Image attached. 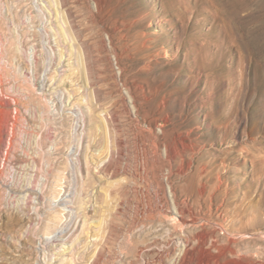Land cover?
<instances>
[{
	"label": "rangeland",
	"instance_id": "rangeland-1",
	"mask_svg": "<svg viewBox=\"0 0 264 264\" xmlns=\"http://www.w3.org/2000/svg\"><path fill=\"white\" fill-rule=\"evenodd\" d=\"M187 243L264 264V0H0V264Z\"/></svg>",
	"mask_w": 264,
	"mask_h": 264
},
{
	"label": "bare ground",
	"instance_id": "bare-ground-1",
	"mask_svg": "<svg viewBox=\"0 0 264 264\" xmlns=\"http://www.w3.org/2000/svg\"><path fill=\"white\" fill-rule=\"evenodd\" d=\"M224 41V40H223ZM223 50V49H222ZM186 190V189H185ZM202 192V191H201ZM175 204V203H174ZM187 204V203H186ZM185 204V202H180V203H178L177 204V206H178V209L181 211V213H183V214H190V210H188L187 208H186V205ZM197 210V209H196ZM187 222H189L190 223V221H187V219H183V224L184 225H186V226H188V224L189 223H187ZM140 224V223H139ZM191 224V223H190ZM195 225V224H194ZM136 230V229H135ZM174 234V233H173ZM198 235V234H197ZM200 237V236H199ZM205 237V236H204ZM47 240V239H46ZM206 242V241H205ZM128 243H130V242H128ZM186 246H184L185 248L183 249V252L181 251V253L182 254H180V256L177 258V261H176V263L175 264H188L189 263V261L191 260H194V259H192L194 256V253L192 252V250H191V244H189V243H187V244H185ZM214 245V244H213ZM196 248V247H195ZM177 249V248H176ZM205 249V248H204ZM195 252V251H194ZM200 252V251H199ZM134 253V252H133ZM201 253H205V252H201ZM198 254V253H197ZM233 254V253H232ZM199 255V254H198ZM205 255V254H204ZM206 256V255H205ZM213 257V256H212ZM218 257V256H217ZM197 258H198V256H197ZM200 259V263H206V262H211V261H207V260H205L204 258H202V257H200L199 258ZM212 260V259H211ZM198 262V261H197ZM217 262V261H216ZM209 264V263H208ZM225 264V263H224Z\"/></svg>",
	"mask_w": 264,
	"mask_h": 264
}]
</instances>
